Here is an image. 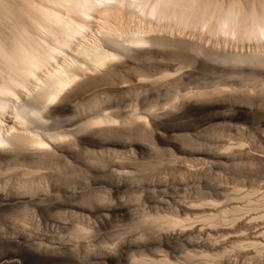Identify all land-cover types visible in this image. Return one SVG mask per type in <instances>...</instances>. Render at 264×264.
I'll use <instances>...</instances> for the list:
<instances>
[{"label":"bare ground","instance_id":"6f19581e","mask_svg":"<svg viewBox=\"0 0 264 264\" xmlns=\"http://www.w3.org/2000/svg\"><path fill=\"white\" fill-rule=\"evenodd\" d=\"M236 1L225 8L188 0L187 14L177 10L182 23L178 0H151L149 7L173 8L176 25H195L192 31L204 27L213 36L220 28L262 42L261 0ZM75 2L58 4L60 14L62 8L48 10L51 1L30 21L24 16L32 7L29 15L4 12L15 23L0 38V174H16L0 181V210L36 205L45 226L64 230L62 211L70 209L86 222L72 228L81 242L0 235V264H264V199H246L264 185V50L207 46L172 33L176 25L168 33L133 29L110 0ZM102 85L113 92L87 96ZM122 94L135 101L124 105ZM225 131L253 133L256 148L243 137L225 139ZM155 157L177 161L186 176L139 172L138 164ZM255 163L249 172L246 165ZM252 174L258 183L245 192L244 181L239 189L217 180ZM103 230L108 241L87 249L86 238Z\"/></svg>","mask_w":264,"mask_h":264},{"label":"rangeland","instance_id":"374dc122","mask_svg":"<svg viewBox=\"0 0 264 264\" xmlns=\"http://www.w3.org/2000/svg\"><path fill=\"white\" fill-rule=\"evenodd\" d=\"M2 1H5V2H3V3H1ZM12 1V2H11ZM23 1V2H22ZM52 1V3L53 4H51L50 2ZM15 0V1H13V0H0V12H1V16H0V29H1V27L2 26H4L5 28H3L2 27V29L0 30L1 32H0V38H2V37H4V36H6L8 33L6 32L5 34L6 35H1V33H2V30H4L3 32H5V30L6 29H8V30H6V31H10V30H12L13 28L12 27H14V23H15V21L13 22L12 20H11V18H10V20H9V18L8 17H6V13H4V12H8V10H10V11H13V12H11V13H13V14H16L17 12H18V10L16 11L15 9L16 8H20L22 11H20V13L22 12V14L25 12V10L24 9H31V7H32V9H34V10H32L33 12L35 11V9H37L36 11L41 15L42 13L44 14V11H45V13H47L46 11H48V10H54V11H56V10H58L59 8H62V11L63 12H61L60 14H63L64 13V10H65V7H57V5L59 4H62L63 6H66L67 7V5H71L70 3L72 2V5L71 6H75V8H76V6H78L79 5V3L78 2H75V1H77V0ZM54 1V2H53ZM62 1H65V2H62ZM66 1H67V3H66ZM80 1V0H79ZM150 1L151 0H147L144 4H141V5H138L139 3H138V0H121V3H118L119 5H116V3H115V0H110V2L109 3H111L112 4V6H117V7H119L120 8V12H122L121 13V15L120 14H118V15H120L119 16V18H120V20L119 21H121V23L122 22H124L125 24H127V22H128V26H132V28L133 29H140L139 27H141L142 29H144V26L146 27V26H150V28L149 29H147L148 27H146V30H150L152 27L154 28V26H155V31H156V29L157 30H160V28H164L163 30L161 29L160 31L161 32H166L165 30H167V32L166 33H168V32H171V30H175V31H172V33H177V31H178V34H180L181 32V35L183 34L184 36H187V37H191V39H193L194 38V40H195V38H196V36H197V39L198 40H196V41H200V40H202L203 42H201V43H205L204 45H207V46H213V47H215V48H224V49H228V50H231V51H240V50H242V51H247V50H250L249 52H253L254 51V49H256L255 51H262V49L264 50V39L262 38V42L260 41V42H258L257 43V41H259V40H255V39H253V38H255V36H253V34L254 33H251L252 34V36H253V38L251 37V35H250V33H249V36L252 38V39H249V41L248 40H243L242 39V37H240V39H239V37H233L234 35L233 34H229V36L230 37H228V34L226 33V32H223V30H221L220 28H219V31H221L220 32V34L218 35V33H216V34H214L213 36H212V32H210L211 33V35L210 34H207V32L205 31V28L203 27V29H204V31L206 32H200V31H202L201 30V28L200 29H198L199 27L198 26H196L195 28L196 29H198V30H200V31H195L194 30V28H193V31H192V26H195V25H192L191 27L189 26H185L186 24H182V25H184L185 27H182V25L181 24H178V25H176V23H178L177 21L180 19L181 20V18L180 17H178L177 16V14H179V12H177V10H182L183 9V7L185 6V4H186V2L188 1H186V0H178V2H177V5H176V3H174V5H173V8H174V10H176V17H177V21H176V19H174V18H176L175 16L173 17V18H171L172 17V14H171V12H175V11H173V8H172V5H171V8L172 9H170V7H169V10H171V12L169 13V11L167 12V10L165 9V8H163V6H158V7H156V8H154V9H152L151 7H149V4H151L150 3ZM218 1V2H217ZM223 2H221V0H214V4L212 3V5H218L219 4V6L221 5V7L223 6V4H224V7L225 8H227L229 5L228 4H230L231 5V3H233L234 1H236V0H234V1H232L231 2V0L229 1V0H222ZM254 0H251V2H250V0H248V2H247V0L246 1H244V2H242V0H238V1H236L235 3H237V5H239V4H241V2H242V4L245 6V5H247L248 3L250 4V3H252ZM255 1H257V0H255ZM262 1V0H261ZM261 1H259L260 3H261ZM264 1V0H263ZM263 1H262V3H263ZM16 2H17V4H16ZM29 2V3H28ZM55 2H57V3H55ZM69 2V3H68ZM125 2V3H124ZM217 2V3H216ZM229 2V3H228ZM240 2V3H239ZM258 2V3H259ZM31 3H32V5H31ZM49 5V6H46L47 4ZM63 3H65V4H67V5H65V4H63ZM114 3V4H113ZM183 3H185L184 5H182ZM221 3V4H220ZM225 3H227L226 4V6H225ZM257 3V7L260 9L261 8V5H264V3L262 4H258ZM7 7H2V6H4V5ZM11 4H13V5H11ZM16 4V5H15ZM20 6H19V5ZM28 4V5H27ZM35 4V5H34ZM50 4H51V6H50ZM55 4V5H54ZM76 4V5H75ZM249 4L247 5V6H249ZM254 4H256V2H254ZM21 5L23 6V7H21ZM25 5H27V6H25ZM30 5V6H29ZM41 5V6H40ZM62 5H60V6H62ZM143 5V6H142ZM147 5V6H146ZM11 6H13V7H11ZM38 6V7H37ZM43 6V7H42ZM120 6H122L123 8H121ZM133 6V7H132ZM141 6V7H140ZM151 6V5H150ZM187 6H188V3H187ZM187 6H185L184 7V9L185 10H188V8L186 9V7ZM242 5H240V8H238L239 6H237V9H239V13H241V12H243L244 11V14H240L241 16H246V14H247V10L245 11V7H241ZM246 6V7H247ZM260 6V7H259ZM2 7V8H1ZM26 7V8H25ZM45 7L48 9V8H50V9H46V10H44L43 12H42V10H39V9H45ZM54 7V8H53ZM55 7H56V10H55ZM126 7V8H125ZM161 7V8H160ZM182 7V8H181ZM189 7V10H190V5L188 6ZM213 7V6H212ZM211 7V8H212ZM223 7V8H224ZM264 7V6H263ZM262 7V8H263ZM4 8H6V10H2L1 11V9H4ZM13 8V9H12ZM39 8V9H38ZM114 8H116V7H114ZM138 8V9H137ZM243 9V11L242 10H240V9ZM262 8L260 9L261 11V17L262 18H264V13L262 14V12H264V10H262ZM12 9V10H11ZM19 9V10H20ZM30 9L29 10H26L27 12L25 13V15L26 14H28L29 15V13H33L32 11H30ZM131 9V10H130ZM183 9V10H184ZM246 9H248V7L246 8ZM14 10L16 11L15 13H14ZM61 10V9H60ZM116 10H118V9H116ZM147 10V11H146ZM149 10V11H148ZM180 11L181 13L182 12H184V11ZM9 11V12H10ZM30 11V12H29ZM119 11H117V12H119ZM237 12H238V10H236ZM36 12V13H37ZM129 12V13H128ZM154 12V13H153ZM187 12V11H186ZM246 12V13H245ZM20 13H18V14H16V15H19ZM35 12L33 13V14H30L28 17H32V18H28V17H26V16H24L25 17V19H27V21H30L31 19H33L34 18V16H38V13L36 14ZM131 13V14H130ZM185 13V12H184ZM4 15V17L6 18L5 20H3L2 19V17H3V15ZM22 14H20L21 16H23ZM36 14V15H35ZM66 14V13H65ZM64 14V15H65ZM133 14V15H132ZM139 14V15H138ZM151 14V15H150ZM156 16H154V15ZM171 14V15H170ZM183 14V13H182ZM185 14H187V13H185ZM141 15V16H140ZM171 17H170V16ZM20 16V18H22ZM130 16V17H129ZM18 17V16H17ZM168 17V18H167ZM260 17V18H261ZM19 18V17H18ZM122 18V19H121ZM170 18V19H169ZM260 19V21H262V20H264V19ZM8 19V20H7ZM174 19V21H176V22H174V21H172ZM126 20V21H125ZM179 20V21H180ZM182 20H185V19H182ZM217 20V19H216ZM7 21V22H6ZM9 21H10V25H11V27H10V25L9 26H7L8 24H9ZM12 21V22H11ZM215 20H213V22H214ZM219 20H217V21H215L216 23H217V25H219V23L220 22H218ZM181 23H182V21H180ZM179 22V23H180ZM186 22V21H185ZM262 22H264V21H262ZM6 23V24H5ZM11 23H13V25L11 24ZM175 23V24H174ZM183 23H184V21H183ZM1 24H3V25H1ZM163 24V25H162ZM189 24V23H188ZM171 25L174 27L175 25V27L173 28V29H171ZM180 25V26H179ZM189 25H191V24H189ZM253 26H255L254 24H252ZM9 27V28H8ZM158 27V28H157ZM170 27V28H169ZM187 27H188V29H187ZM219 27H221V25L219 26ZM223 27V26H222ZM12 28V29H11ZM151 29V30H154V29ZM165 28H168V29H165ZM179 28V29H178ZM169 29H171V30H169ZM181 29V30H180ZM48 31L49 29H45V31ZM44 31V32H45ZM180 32V33H179ZM200 32V33H199ZM223 32V33H222ZM9 33H12L11 31L9 32ZM209 33V32H208ZM221 33H222V35H221ZM4 34V33H3ZM94 34H96V31L94 30L92 33H88L86 36L87 37H83L84 38V40H83V38L81 37V39L83 40V41H90V40H92L94 37H95V35ZM203 34H204V36H203ZM97 35V34H96ZM220 35H221V37H220ZM232 36V37H231ZM217 37V38H216ZM225 37V38H224ZM90 38V39H89ZM204 39V40H203ZM214 39V40H213ZM248 39V38H247ZM239 40V41H238ZM238 41V42H237ZM244 42V43H243ZM220 43V44H219ZM262 44V45H260V44ZM223 44V45H222ZM241 46V47H240ZM259 47V50L257 49ZM262 47V48H261ZM252 49V50H251ZM103 86V87H102ZM102 86H98V87H96V88H94V89H92L91 90V93L89 92V95L87 94V96H93V95H95V96H99V98H102V97H104L105 95H106V93L108 92V93H110V92H113V89H111V86H104V85H102ZM100 87V88H99ZM108 90H107V89ZM102 89V90H101ZM105 92V93H104ZM101 93V94H100ZM128 95V94H127ZM126 95V97H125V94H122L121 96H119V99L121 100V102L124 104L125 102V104L124 105H128V104H130V102H134L135 100L134 99H131L132 97V95L130 96V94H129V96H127ZM124 97V98H123ZM131 97V98H130ZM88 98V97H87ZM118 99V100H119ZM130 99L131 100H133V101H130ZM119 100V101H120ZM129 101V102H128ZM128 108V107H127ZM237 133L235 132L234 133V135L232 134V135H228L227 134V132L225 131V133H223V136L225 137V139H227V140H229V141H241V138H242V142H244L249 148H251L252 146V149L253 148H256L255 146H254V142H255V139H254V137H253V133H250L249 135L248 134H237ZM251 134H253L252 136H251ZM247 135V136H246ZM237 136V137H236ZM248 137V138H247ZM250 137V138H249ZM238 138H239V140H238ZM254 139V140H253ZM246 140V141H245ZM252 140V141H251ZM254 141V142H253ZM157 159V160H156ZM154 159H150V160H148V161H146L145 162V164H138L139 166H137L138 167V169H139V167H140V171L139 172H142V173H145V174H149V173H154L153 175H158V176H164V175H166L167 174V172H168V170H169V176L171 175L170 173H173V172H175V173H173V175H175L177 178H184V175L186 176V174H185V171H183L184 169H182L181 167H180V165H178L179 163L177 162V161H175V160H172V159H170L169 158V161H170V163L169 162H167V160L166 159H164V158H157V157H155V160L153 161ZM162 160V161H161ZM164 160V161H163ZM172 160V161H171ZM159 163H158V162ZM175 161V162H174ZM147 162H149V163H147ZM152 162H154V163H152ZM157 162V163H156ZM173 162V163H172ZM147 164H148V167H147ZM171 164V165H170ZM257 166H256V165ZM255 164H252V165H246V167H247V170H249L248 168L249 167H251L250 168V170H249V172H254V170L256 171L257 169H258V164L257 163H255ZM152 165V166H151ZM143 166L146 168H143ZM149 166H150V168H149ZM153 169H152V168ZM257 167V168H256ZM166 168V169H165ZM172 168V169H171ZM181 168V169H180ZM149 169V171H146V170H148ZM151 169V170H150ZM160 169V170H159ZM168 169V170H167ZM176 169V170H175ZM252 169V170H251ZM142 170V171H141ZM146 172H145V171ZM178 170V171H177ZM181 170V171H180ZM171 171V172H170ZM183 171V172H182ZM178 172V173H177ZM180 172V173H179ZM16 173L15 172H12V174H11V172H9L8 173V175L6 174V173H2V174H0V181H2L3 179H5V177L6 178H8V177H10L11 175H15ZM161 174V175H160ZM184 174V175H183ZM6 175V176H5ZM178 175V176H177ZM181 175H183V176H181ZM180 176V177H179ZM251 176V177H250ZM250 176H246L247 177V179L245 178V176H242V177H244V179L241 177H238V176H235V177H238V179L237 178H234L236 181H234V180H230V178H232V177H228L229 179L227 180V177L225 176V177H223V178H221V177H219V178H217V180H220V181H222V179H223V181L222 182H220V181H218L219 183H221V184H223V185H225L226 184V186H229L230 188H231V186H233V185H236L237 187L239 186H241V184H243V181H244V184L246 185V187L244 186V185H242L241 187L243 188V190H244V192L247 190V191H249L252 187H251V183H253L255 180L257 181V179H256V177L252 174V175H250ZM234 177V176H233ZM254 180H253V179ZM243 179V180H242ZM252 179V180H251ZM241 181V184H240V181ZM251 181V182H250ZM237 182V184H235ZM239 182V183H238ZM255 183V182H254ZM257 183H258V181H257ZM256 183V184H257ZM254 185V184H253ZM258 185V184H257ZM79 186V185H78ZM264 185H261L260 186V189H259V191L258 192H256V193H250V195L246 198L247 200H249V201H256L257 199H264V187H263ZM238 187V188H239ZM240 187V188H241ZM262 187V188H261ZM239 188V189H240ZM262 192V193H261ZM255 195V196H254ZM254 196V197H253ZM246 199L245 200H243V201H245V202H247L246 201ZM253 199V200H252ZM26 205V206H25ZM28 205H30V204H18V205H14V206H12V207H9V209H7L8 207H6V208H4V209H2V210H0V235H4V236H7V237H14L15 235H17V233H20L21 231L22 232H24V233H26V234H28V235H30V236H32L33 238H34V240H35V242H39L41 239V237H43V236H47V238L48 239H50V240H53V237H55L54 238V240L55 241H57V240H63V238H64V242H67V243H70V244H73V245H75V243L76 244H78L79 242H81V239H79L78 237L76 238L75 236H73V229L75 228V227H77V226H79L80 227V225L81 226H83V225H85L86 224V222L84 221V219H83V221L85 222H83L82 221V217H81V215L79 214V213H77V212H71V210L70 209H66L67 210V212H66V210H64V211H62V214L65 216V219H64V222L66 223L65 225H68V226H65L66 227V229H62V230H59L57 227H56V229H55V227H53V228H49V226H45L44 225V223H43V221L41 220V218H42V216L40 215L41 214V212L39 211V209L36 207V205H30V206H28ZM19 206V207H18ZM33 206V207H32ZM22 207V208H21ZM25 207V208H24ZM29 207V208H28ZM27 210V211H26ZM51 211H53V210H51ZM50 211V213L51 214H54V215H57V214H59V216H62V214L60 215V210L59 211H57V210H55V211H57L58 213L56 214V212L54 213V212H51ZM70 211V212H69ZM66 212V213H65ZM77 213V214H76ZM35 214V215H34ZM27 216V217H26ZM58 216V215H57ZM30 217V218H29ZM41 217V218H40ZM25 218V219H24ZM37 218V219H36ZM74 219V220H73ZM22 220V221H21ZM77 220V221H76ZM79 222V223H78ZM75 223V224H74ZM38 225V226H37ZM43 225H44V227H43ZM75 226V227H74ZM52 227V226H51ZM25 228V229H24ZM45 228V229H44ZM73 228V229H72ZM55 231H54V230ZM58 229V230H57ZM45 230V231H44ZM49 230V231H48ZM11 231V232H10ZM46 231H47V233H46ZM15 233V234H14ZM30 233V234H29ZM40 233V234H39ZM45 233V234H44ZM99 233V234H98ZM98 233H96V234H94V235H92L91 237H88V238H86V240H85V245L88 247L87 249H89V250H94V248L95 249H97L98 247H101V246H103V244L106 242V241H108V237H110V234H109V232H107V231H105V230H103V232H101V231H99ZM10 234H12V235H10ZM43 235V236H42ZM97 235V236H96ZM74 237H75V239H74ZM96 237V238H95ZM104 237V238H103ZM52 238V239H51ZM66 238V239H65ZM106 238V239H105ZM37 239V240H36ZM89 239V240H88ZM9 247V249H11V250H13L14 251V249L15 250H19L20 248H17V246H14V245H12V246H8ZM3 249V246L2 245H0V251ZM27 264H31V262L30 263H27ZM32 264H40V263H37V262H33ZM57 264H59V263H57ZM61 264H63V263H61Z\"/></svg>","mask_w":264,"mask_h":264}]
</instances>
